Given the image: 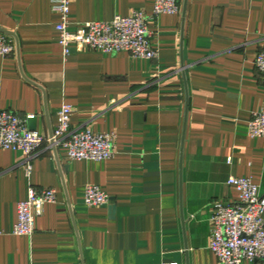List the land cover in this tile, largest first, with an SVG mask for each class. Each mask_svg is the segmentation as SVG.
Segmentation results:
<instances>
[{
    "label": "crops",
    "instance_id": "0c3cea01",
    "mask_svg": "<svg viewBox=\"0 0 264 264\" xmlns=\"http://www.w3.org/2000/svg\"><path fill=\"white\" fill-rule=\"evenodd\" d=\"M180 1L181 14L149 21L159 50L149 61L75 49L65 58L52 0H0V30L18 41L0 57V110L34 116L32 131L48 136L66 104L73 128L117 135L110 160L43 151L30 175L22 153L0 150V264H221L211 217L214 202L240 199L228 179H251L264 196V141L247 135L264 110V0H187L185 18ZM153 9L154 0H72L70 30ZM30 185L57 191L32 238L14 234ZM87 185L109 203L87 207Z\"/></svg>",
    "mask_w": 264,
    "mask_h": 264
},
{
    "label": "built area",
    "instance_id": "2783aa9c",
    "mask_svg": "<svg viewBox=\"0 0 264 264\" xmlns=\"http://www.w3.org/2000/svg\"><path fill=\"white\" fill-rule=\"evenodd\" d=\"M72 0H52V12L59 17L56 30L64 57L73 50H91L109 55L128 53L133 59L159 60V50L152 42L149 21L161 15H179L180 0H154L152 15L134 11L128 17H116L110 22H85L70 30ZM17 38L0 30V57L15 55ZM255 68L264 83V46L255 60ZM74 108L63 105L58 124L53 132L41 135L30 129L35 117H22L12 111L0 110V150L18 151L25 157V168L30 175L33 159L43 151H65L69 161L110 160L115 156L117 135L95 133L89 129L73 128ZM247 135L264 141V110L254 112L247 125ZM232 163V158L228 160ZM228 185L240 195L238 201H216L211 217L210 249L221 264H241L243 261H264V196L251 179L231 176ZM101 187H85V205L100 207L109 203ZM57 203L53 188L38 189L29 186L27 197L18 205L14 234L32 238L36 219L43 215L48 204Z\"/></svg>",
    "mask_w": 264,
    "mask_h": 264
},
{
    "label": "water",
    "instance_id": "95a60500",
    "mask_svg": "<svg viewBox=\"0 0 264 264\" xmlns=\"http://www.w3.org/2000/svg\"><path fill=\"white\" fill-rule=\"evenodd\" d=\"M186 8H187V0H185V4H184V8H183V18H185ZM181 69H182V73H183V75L185 77V70H184L185 69V66L182 65ZM30 129L31 130H35L34 128H30Z\"/></svg>",
    "mask_w": 264,
    "mask_h": 264
}]
</instances>
